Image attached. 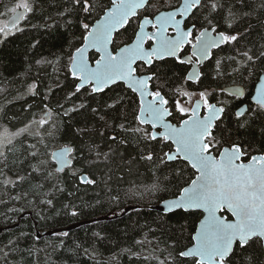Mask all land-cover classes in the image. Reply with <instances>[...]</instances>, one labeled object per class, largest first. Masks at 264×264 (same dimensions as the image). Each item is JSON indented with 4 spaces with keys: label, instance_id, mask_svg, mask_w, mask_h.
Segmentation results:
<instances>
[{
    "label": "snow or ice",
    "instance_id": "snow-or-ice-1",
    "mask_svg": "<svg viewBox=\"0 0 264 264\" xmlns=\"http://www.w3.org/2000/svg\"><path fill=\"white\" fill-rule=\"evenodd\" d=\"M247 7V0H236L226 8L224 0H179L178 5H172L168 0H62V10H58L54 17H46L52 23L43 25L49 30L58 27L66 31L73 27L81 30L79 36L68 41L67 52L56 57L55 61L46 57L36 61L38 65H55L65 56L67 58L66 67L74 90L69 91L64 100L71 102L81 95L85 102L67 108L63 116L90 111L103 122L105 129H118L125 138L131 136L136 139L137 145L140 142L148 145L159 143L161 150L169 148L157 156L150 147L147 155L139 157L141 160L153 162L158 159L160 165L180 162L197 173L190 183L179 188V195L163 202L164 211L169 213L177 210L190 215L197 210L203 213L190 236V246L184 245V250L177 253L178 241L172 245L173 251L169 253L171 264H175L177 256L191 257L192 264H237L234 260L237 249L243 253L253 245L264 254V150L239 136L230 145L223 146L225 137L230 138L233 134L223 119L231 102L218 99L212 103L215 92L207 89L194 92L184 86L185 82L198 85L204 75L198 66L214 57V50L224 47L234 49L235 54L216 60L214 79L238 74L247 80L253 75L254 65L264 59V51L256 55L253 48L240 44L247 29L244 32L233 31L250 15L239 10ZM12 11L15 15L0 27L4 36L21 31L17 25L28 18L27 14L35 11L33 0H19ZM221 13H224L226 25L224 31L220 30ZM77 43H80L79 47L75 46ZM189 46L191 53L184 55ZM89 49L98 55L90 57ZM167 58L173 61L171 67ZM224 59L236 65L229 73L224 71ZM175 65H191V70L181 76L173 70ZM244 71H248V77L243 76ZM261 72L264 73V69ZM257 80L251 97L254 107L244 106L235 112L237 132L252 130L254 122L264 116V74L258 75ZM121 82L126 90L135 94L136 107L132 111L127 106L123 107L113 118L122 122L115 124L106 118L107 113L124 104L125 96L110 97L111 103H105L103 107L99 101L95 107L87 101L95 94L105 93L106 89L113 91ZM36 88L33 83L29 85L28 92L37 95ZM219 94L238 98L244 95V91L239 87L234 91L221 88ZM57 107L63 109L64 104ZM202 109L204 114H201ZM32 115L27 124L14 132L6 124L0 125V165H3L0 167V185L15 187L28 179L19 175L12 179L5 171H11L8 168L9 154L14 153L16 143L26 137L35 140V143L27 145L25 156V161H34L30 165L33 173H43L52 168L49 160H54L56 167L54 171H48L46 178L55 175L59 179L58 174L70 167L75 159L76 149L69 144L51 153L45 151L48 147L46 141L59 131L60 114L54 116L53 110L45 105L40 113ZM172 120L178 123H172ZM94 130L78 128L74 135L83 137ZM259 133L264 137V126ZM100 135L103 137L104 132L101 131ZM107 139L117 146L126 143V139L118 140L116 135ZM111 144L108 152H102L101 145L88 143V153L95 157L89 163L108 161L116 151ZM183 171L177 168L175 175L180 177ZM72 174L75 176L77 171ZM80 181L89 185L96 183L84 174H80ZM151 190H160L159 183H154ZM22 195L27 196L28 193ZM15 199H21V196ZM224 213L230 214L231 219ZM60 235L67 236L68 233ZM12 244L10 239L8 245ZM8 254L4 252L5 256ZM257 259L254 250L244 257L243 264H256ZM160 264H167V258Z\"/></svg>",
    "mask_w": 264,
    "mask_h": 264
},
{
    "label": "trees",
    "instance_id": "trees-1",
    "mask_svg": "<svg viewBox=\"0 0 264 264\" xmlns=\"http://www.w3.org/2000/svg\"><path fill=\"white\" fill-rule=\"evenodd\" d=\"M18 0H0V17L7 16L11 8ZM172 5H178L179 0H168ZM35 11L29 13L26 20L20 22L21 31H15L8 36L0 33V125H8L10 129L27 124L33 118V113H40L45 105L53 110L54 116L59 113V131L55 136L46 141L47 153L52 148L69 144L76 149L75 159L72 165L64 172L59 173V179L54 175L46 178L48 171H54L52 160L49 163L52 168L43 173L31 171L33 160L25 161L27 145L35 143V140L26 137L16 143V150L9 154L7 175L15 179L17 175L27 176L22 183L15 187L0 185V264H160L167 258V264H171L169 253L173 251L172 245L178 241L176 252L184 249V245H190V236L195 230L196 223L201 216L197 210L188 214L182 210L175 213H162L150 209L148 205L162 198L176 195L179 188L189 182L195 174L190 166L180 162H169L160 165L159 160L148 162L139 157L147 155L151 147L160 156L162 151L169 150L164 147L161 150L159 143L148 145L129 136L125 138L118 130L105 129L103 122L99 121L90 111L82 110L78 113H70L63 116V111L74 105L85 102L84 97L77 95L71 102H65L64 98L69 91L74 90L72 78L67 71V58L55 65H38L37 60L46 57L55 61L68 50V41L73 36H79L81 30L73 27L66 31L62 27L46 29L45 24L52 23L51 19L58 10H62V0H33ZM225 8L236 0H224ZM249 7L239 9L250 15L242 20L233 31L247 34L240 44L253 48L256 55L264 51V0H247ZM224 13L220 14L219 22L222 31L226 30L223 22ZM251 26V27H250ZM75 43V42H74ZM82 43V41L80 42ZM80 43L75 44L76 47ZM33 44L36 46L33 47ZM189 51V47H188ZM214 57L205 61L200 66L204 74L200 83L185 82L187 89H213L215 92L211 100L222 99L230 101L228 110L224 114V123L232 130V136L225 137L224 145H230L237 137H244L251 141L254 147L264 150V137L259 130L264 126V116H260L254 122L252 130L236 131L234 109L237 105L246 102L248 107H254L249 101L252 88L257 76L264 69V59L254 65L253 75L247 80L238 74L222 76L214 79L215 64L217 59L234 55L235 50L224 47L214 50ZM94 51L89 56H96ZM168 59L171 67L173 61ZM224 71L231 72L235 64H230L224 59ZM58 69V70H54ZM188 65H175L174 71L183 76ZM171 74V73H170ZM248 77V71L243 72ZM37 85V95L28 92L29 85ZM239 83L245 88L244 95L238 98L219 94V89L227 84ZM47 96V99H45ZM117 96H125V102L114 112H108L106 118L110 122L119 124L122 121L117 117L125 106L132 111L135 107L136 96L130 90H126L123 83L115 87L113 91L105 90L103 94H95L87 103L95 107L99 101L101 107L105 103H111V99ZM64 108H58L59 104ZM31 106V107H30ZM172 122H178L172 120ZM88 127L95 129L83 137L74 135V130ZM104 132L101 137L100 132ZM116 135L119 139H126L123 145H114L107 137ZM90 142L101 145L102 152L109 151V145L116 149L115 154L108 161L89 163L95 157L89 155L86 145ZM42 150L43 146H40ZM15 161V163H13ZM3 167V165H0ZM184 169L182 176L177 177L175 170ZM76 170L77 174L72 173ZM30 174V175H29ZM80 174L95 180V184H83ZM159 183L160 190L153 191L151 186ZM60 189H63L60 191ZM27 192V196L22 194ZM21 196V199L15 197ZM52 203L48 204L47 201ZM125 206H135L117 217L90 221L80 224L68 231H60L54 234L35 236L36 230L40 232L53 228L66 227L78 221H84L108 212H120ZM75 212L76 215H71ZM21 213H25L20 216ZM229 217V215H228ZM67 232V236L60 235ZM99 234L94 235V234ZM12 245H8L9 240ZM139 241V243H137ZM255 250L258 257L256 264L264 261V254L253 245L252 249L241 253L237 249L234 260L237 264H243L244 257ZM4 252H8L7 256ZM175 264H192V258H180L177 256Z\"/></svg>",
    "mask_w": 264,
    "mask_h": 264
},
{
    "label": "water",
    "instance_id": "water-1",
    "mask_svg": "<svg viewBox=\"0 0 264 264\" xmlns=\"http://www.w3.org/2000/svg\"><path fill=\"white\" fill-rule=\"evenodd\" d=\"M179 3V2H178ZM163 10V9H162ZM17 11H19V10H17ZM15 15V13L13 12V11H11L7 16H6V19H5V23L6 22H9L10 21V19L13 17ZM22 21V20H21ZM21 21H19V23L21 22ZM5 23H4V26H5ZM149 30H151L150 28H149ZM82 43H83V41H82ZM80 46V45H79ZM78 46V47H79ZM91 51H94L93 49H89V53L91 52ZM191 51H192V49H191V47H189V52L188 53H186V54H184V55H189L190 53H191ZM95 52V51H94ZM88 53V54H89ZM193 59H195V58H193ZM205 62V61H204ZM203 62V63H204ZM201 66V65H200ZM200 66H198L199 67V70H200ZM191 70V65H189V67H188V69H187V71H186V73L188 72V71H190ZM260 74H264V73H260ZM259 74V75H260ZM122 83V82H121ZM258 83V80H256V82H255V84H254V86H253V88H252V91H251V94H250V96H249V101L251 102V103H253L252 102V99H251V97H252V95L255 93V87H256V84ZM242 88L243 89V91L245 90V88H244V86L242 85V84H239V83H233V84H227V85H224V86H222V88H226V89H229L230 91H234L236 88ZM210 102H212V103H215L216 101H214V100H211ZM244 106H248V103H246V102H243V103H241V104H239V105H237L236 107H235V109H234V113L236 112V110L238 109V108H241V107H244ZM201 114H204V110L202 109L201 110ZM172 122V121H171ZM172 123H176V122H172ZM178 123V122H177ZM62 146V145H61ZM223 146H228V145H223ZM60 147V146H59ZM59 147H55V148H52V150L50 151V153L51 152H53V151H56ZM173 150H174V146H173ZM167 151H169V150H167ZM167 151H165V152H167ZM53 162H54V165H55V167H56V162L54 161V160H52ZM194 170V169H193ZM195 171V170H194ZM197 175V173L195 172V174H194V176L192 177V179H194L195 178V176ZM188 183H190V180H189V182ZM187 185V183L185 184V185H183V186H186ZM182 186V187H183ZM177 195H179V192L178 193H176V195H174V196H170V197H165V198H162V199H160L159 201H157V202H153V203H150L149 205H148V207L150 208V209H154V210H157V211H159V212H162V213H169V212H166V211H164V201H166V200H171V199H173L175 196H177ZM133 207H135V206H125L124 208H122L121 209V211L120 212H108V213H105V214H101V215H98V216H96V217H93V218H91V219H88L87 221L86 220H84V221H78V222H75V223H72V224H70V225H68V226H66V227H63V228H60V229H56V228H53V229H48V230H44V231H42V232H40L39 230H36V232H35V236L36 237H38V238H40L41 236H44V235H51V234H54V233H56V232H62V231H68L69 229H71V228H74V227H76V226H78V225H80V224H84V223H88V222H90V221H95V220H100V219H107V218H111V217H117V216H120V215H122L123 213H125L127 210H129V209H131V208H133ZM25 213H21L20 214V216H23ZM226 216H228L229 215V218L231 219V216H230V214H228V213H224ZM203 218V213L201 212V216L199 217V219H198V221H197V223H196V226L199 224V220L200 219H202ZM196 226H195V228H196ZM0 231H1V228H0ZM195 231V230H194ZM188 246H190V245H188ZM184 250V249H183ZM258 264H264V261H262V262H260V263H258Z\"/></svg>",
    "mask_w": 264,
    "mask_h": 264
},
{
    "label": "rangeland",
    "instance_id": "rangeland-1",
    "mask_svg": "<svg viewBox=\"0 0 264 264\" xmlns=\"http://www.w3.org/2000/svg\"><path fill=\"white\" fill-rule=\"evenodd\" d=\"M170 1V0H169ZM19 2V0L17 1V2H15L14 3V5L12 6V8H11V11L16 7V5H17V3ZM5 19H6V16H3V17H0V27H4V23H5ZM17 27L18 28H20V23H18V25H17ZM189 91H194V92H199V91H202V90H205V89H188ZM207 90L208 91H211V90H213V89H209V88H207ZM25 125V124H24ZM23 125V126H24ZM23 126H21L20 125V127H17V128H15V129H10L11 131H15L16 129H18V128H21V127H23Z\"/></svg>",
    "mask_w": 264,
    "mask_h": 264
},
{
    "label": "flooded vegetation",
    "instance_id": "flooded-vegetation-1",
    "mask_svg": "<svg viewBox=\"0 0 264 264\" xmlns=\"http://www.w3.org/2000/svg\"><path fill=\"white\" fill-rule=\"evenodd\" d=\"M170 31V30H169ZM190 47V46H189ZM189 51H187V52H185V53H183V54H186V53H188ZM188 67H189V65H188Z\"/></svg>",
    "mask_w": 264,
    "mask_h": 264
},
{
    "label": "bare ground",
    "instance_id": "bare-ground-1",
    "mask_svg": "<svg viewBox=\"0 0 264 264\" xmlns=\"http://www.w3.org/2000/svg\"><path fill=\"white\" fill-rule=\"evenodd\" d=\"M63 228V227H62ZM56 229H60V228H56Z\"/></svg>",
    "mask_w": 264,
    "mask_h": 264
}]
</instances>
